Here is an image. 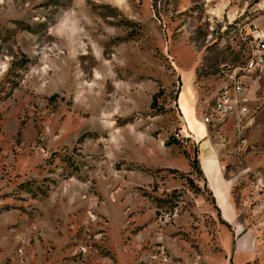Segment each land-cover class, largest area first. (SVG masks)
I'll return each instance as SVG.
<instances>
[{
    "label": "rangeland",
    "instance_id": "obj_1",
    "mask_svg": "<svg viewBox=\"0 0 264 264\" xmlns=\"http://www.w3.org/2000/svg\"><path fill=\"white\" fill-rule=\"evenodd\" d=\"M262 32L264 0H0V264H264ZM233 80L238 255L181 142Z\"/></svg>",
    "mask_w": 264,
    "mask_h": 264
},
{
    "label": "crops",
    "instance_id": "obj_2",
    "mask_svg": "<svg viewBox=\"0 0 264 264\" xmlns=\"http://www.w3.org/2000/svg\"><path fill=\"white\" fill-rule=\"evenodd\" d=\"M198 123L203 126L202 129L199 126L197 128L193 125H186L184 130L187 134L185 135H189L198 140V142L200 140L201 151L198 156V161L206 177L207 186L212 194H214L213 197L216 205L221 211L220 218L231 228L235 253L237 255L245 254L244 251L253 244V240L248 232L240 233V229L243 231V224H241L242 216L232 198V180L224 175L222 160L217 150L213 148L211 140L208 137L207 128H205L206 126L201 121ZM183 133L184 131L182 130V135Z\"/></svg>",
    "mask_w": 264,
    "mask_h": 264
},
{
    "label": "built area",
    "instance_id": "obj_3",
    "mask_svg": "<svg viewBox=\"0 0 264 264\" xmlns=\"http://www.w3.org/2000/svg\"><path fill=\"white\" fill-rule=\"evenodd\" d=\"M257 38V37H255ZM259 42L254 60H251L249 67H258L264 63V33L258 36ZM246 84L242 80H233L232 82L224 83L210 107L209 112L203 117L202 123L221 124L228 120L235 119L241 121L246 117L248 111V98L246 96ZM181 141L184 145H189L192 141L198 143V140L185 135L181 136Z\"/></svg>",
    "mask_w": 264,
    "mask_h": 264
},
{
    "label": "trees",
    "instance_id": "obj_4",
    "mask_svg": "<svg viewBox=\"0 0 264 264\" xmlns=\"http://www.w3.org/2000/svg\"><path fill=\"white\" fill-rule=\"evenodd\" d=\"M156 97H157V95L155 94L154 96H153V99L155 100L156 99ZM152 105H153V103H152ZM171 140H175L174 138H171L170 140H168L167 141V143H166V145L167 146H169L172 142H171ZM182 142V141H181ZM183 143V142H182ZM186 158H188V159H190V167H191V170L192 171H194L195 173H196V175L197 176H199L203 181H204V183H205V185H206V190L208 191V193H209V196H210V202H211V204L214 206V208H215V210L217 211V214H218V216H219V218H220V210H219V208L217 207V205H216V202H215V199H214V197H213V195L214 194H212V192L210 191V189L208 188V186H207V181H206V177L204 176V174H203V172H202V170H201V167H200V164H199V161H198V159H196L195 157L193 158V159H191L190 158V156L188 155V154H186ZM171 171H176L175 169L173 170H171ZM195 191L197 192V193H202V189L199 187V186H196L195 187ZM203 194V193H202ZM221 219V218H220ZM223 221V220H222ZM223 223H226V222H224L223 221ZM230 227V226H229Z\"/></svg>",
    "mask_w": 264,
    "mask_h": 264
}]
</instances>
